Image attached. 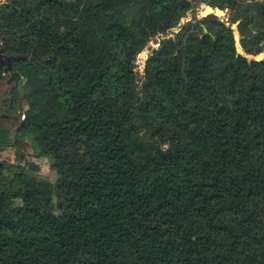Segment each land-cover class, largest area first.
<instances>
[{
  "label": "trees",
  "instance_id": "16d2710c",
  "mask_svg": "<svg viewBox=\"0 0 264 264\" xmlns=\"http://www.w3.org/2000/svg\"><path fill=\"white\" fill-rule=\"evenodd\" d=\"M9 1L4 51L45 50L0 70V264H264V59L245 56L264 52V0ZM201 3L242 38L193 13L144 80L146 42ZM25 134L54 183L19 163Z\"/></svg>",
  "mask_w": 264,
  "mask_h": 264
},
{
  "label": "rangeland",
  "instance_id": "374dc122",
  "mask_svg": "<svg viewBox=\"0 0 264 264\" xmlns=\"http://www.w3.org/2000/svg\"><path fill=\"white\" fill-rule=\"evenodd\" d=\"M27 1H29V0H27ZM78 1L79 2H83L84 0H78ZM97 1L98 2H102L103 0H97ZM2 4H5V5L6 4H11V2L9 0H0V5H2ZM205 5H209V4L201 3L199 6H197V8L195 7L193 9L194 13L196 14L195 16H196L197 19L201 18L199 15H197V13ZM225 8H223V9H225ZM229 14H230V11L227 8V10L225 11V16L229 17ZM230 25H232V24L230 23ZM204 29H206V28H204ZM203 32L206 33L204 30H203ZM15 38H17L18 40H16V41L8 40V42H5V52L10 53V52H12L14 50H18L19 52L28 53V54H31V55H33L35 57H38L41 54H43V52L45 50L44 42L37 36L31 37L30 39H32V41H24L22 39L23 37H21V35H19L18 37H15ZM153 39H151L149 41H153ZM238 49L239 50L241 49L239 44H238ZM262 53L256 55V57L261 55ZM137 58H138V54L136 55L135 60H134L135 65H136V68H135L136 80H137V69H138V64L136 63L137 62ZM142 62H143V60H142ZM142 71H143V77H144L145 75H144L143 63H142ZM34 104H35V100L31 101L29 106H32ZM24 108H26V107H24ZM7 156L8 155H4V156H2V158L3 157L4 158H10V157H7ZM20 159L21 160H19V163L21 165H25V163H28V162H38L37 165H36L37 166V170H39L37 174L39 176H41V177L53 182V183L56 181V178H57L56 172L50 168V161H49L48 158L43 157V158L36 159L35 153H29V152L27 153L26 151H24V152L22 151V157ZM13 162H16V161L13 160ZM31 167L33 168V166H31ZM32 172H34V171H32ZM5 180H6V173H4V175L0 178V193H2L4 191L3 188H4ZM53 201H54V199H53ZM53 201H52V203H49V207H51V208L54 207ZM15 203L16 204H20L21 203V199L19 197L16 198L15 199Z\"/></svg>",
  "mask_w": 264,
  "mask_h": 264
},
{
  "label": "water",
  "instance_id": "95a60500",
  "mask_svg": "<svg viewBox=\"0 0 264 264\" xmlns=\"http://www.w3.org/2000/svg\"><path fill=\"white\" fill-rule=\"evenodd\" d=\"M197 8V7H196ZM227 10V8L225 9H220L218 7H212L210 5H205L198 13L197 15H199L200 17H205L209 14H213L217 17H219L220 19H222L224 22H226L227 25L230 26V28L232 29V32L234 33V37L235 40L238 42L240 40V38H242V36L239 33V30L237 29V24L239 23V21H237L235 24L230 25L229 22V17L225 16V11ZM193 13L194 11H187L185 15H183L179 21L177 22V24L173 27H171L169 29V31L167 33H158L157 36L153 39V41L157 42V44L150 49L148 52H145V57L143 59V68L145 66V62L147 60V58L149 57V55L153 52V50H156L159 45L166 39H173L175 38V36L177 35V33L182 29V27L190 22L193 18ZM204 31L207 33V30L204 29ZM213 38H215L213 35H211ZM153 41H147L144 48L149 44H151ZM143 49L141 50V52H143ZM139 52L138 55L141 53ZM238 52L240 53V50L238 49ZM248 59V61H253V60H260L258 58H254L256 57L255 55H245ZM12 55L6 54L4 51V48L2 47V43H1V37H0V70H4V72H8L10 70H12ZM264 59V58H263ZM144 80H145V76H144Z\"/></svg>",
  "mask_w": 264,
  "mask_h": 264
},
{
  "label": "crops",
  "instance_id": "0c3cea01",
  "mask_svg": "<svg viewBox=\"0 0 264 264\" xmlns=\"http://www.w3.org/2000/svg\"><path fill=\"white\" fill-rule=\"evenodd\" d=\"M21 139L23 142H25L27 144V147H26L27 153L28 152L29 153H35L36 159L45 157V156L38 155V144L36 142L35 136L25 134L22 136ZM4 155H8L7 157H10V158H4V157L2 158V156H4ZM0 159L7 161L9 163H12L13 160H15V148L9 147V148L5 149L4 151H2L0 153ZM37 163L38 162H28V163H25V165H26L27 169H29L30 171L32 170L37 174L39 171V170H37V166H36ZM31 166H33V168Z\"/></svg>",
  "mask_w": 264,
  "mask_h": 264
},
{
  "label": "bare ground",
  "instance_id": "6f19581e",
  "mask_svg": "<svg viewBox=\"0 0 264 264\" xmlns=\"http://www.w3.org/2000/svg\"><path fill=\"white\" fill-rule=\"evenodd\" d=\"M254 58H258V59H262V58H264V52H263L261 55H259V56H257V57H254Z\"/></svg>",
  "mask_w": 264,
  "mask_h": 264
}]
</instances>
